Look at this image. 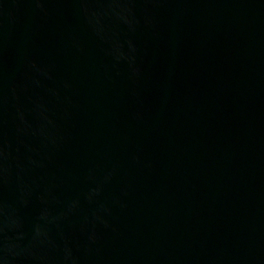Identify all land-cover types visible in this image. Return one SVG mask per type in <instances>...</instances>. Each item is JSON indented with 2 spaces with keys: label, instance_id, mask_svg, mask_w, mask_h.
<instances>
[{
  "label": "water",
  "instance_id": "1",
  "mask_svg": "<svg viewBox=\"0 0 264 264\" xmlns=\"http://www.w3.org/2000/svg\"><path fill=\"white\" fill-rule=\"evenodd\" d=\"M0 264H264V0H0Z\"/></svg>",
  "mask_w": 264,
  "mask_h": 264
}]
</instances>
